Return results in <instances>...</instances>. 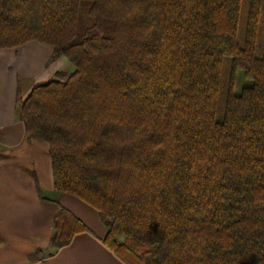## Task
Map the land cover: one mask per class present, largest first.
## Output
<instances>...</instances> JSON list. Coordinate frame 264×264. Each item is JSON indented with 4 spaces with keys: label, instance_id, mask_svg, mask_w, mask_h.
Listing matches in <instances>:
<instances>
[{
    "label": "trees",
    "instance_id": "16d2710c",
    "mask_svg": "<svg viewBox=\"0 0 264 264\" xmlns=\"http://www.w3.org/2000/svg\"><path fill=\"white\" fill-rule=\"evenodd\" d=\"M242 1L0 0V49L34 41L72 66L15 112L48 145L55 191L98 212L126 264H264L261 0L240 41ZM238 70L252 84L235 94ZM85 231L60 206L47 250Z\"/></svg>",
    "mask_w": 264,
    "mask_h": 264
},
{
    "label": "crops",
    "instance_id": "0c3cea01",
    "mask_svg": "<svg viewBox=\"0 0 264 264\" xmlns=\"http://www.w3.org/2000/svg\"><path fill=\"white\" fill-rule=\"evenodd\" d=\"M17 53L20 64L14 61ZM51 54L50 48L34 41L0 49V264H126L104 245L107 230L98 212L55 191L48 145L27 138L17 118L20 84L14 68L25 69L32 79L25 88L27 95L61 67L60 61L49 62ZM60 206L80 218L89 231L76 234L53 252L47 246Z\"/></svg>",
    "mask_w": 264,
    "mask_h": 264
},
{
    "label": "rangeland",
    "instance_id": "374dc122",
    "mask_svg": "<svg viewBox=\"0 0 264 264\" xmlns=\"http://www.w3.org/2000/svg\"><path fill=\"white\" fill-rule=\"evenodd\" d=\"M260 2H261L260 15H259L258 28H257V39L255 43V50H254V57L257 59L262 58L263 56V42H264V0H261ZM248 3H249V0L242 1V10H241L240 18H239V32H238V39L240 41H242L244 37L245 23H246V7ZM45 47L50 48L49 46H45ZM14 55L16 56L14 60L15 63L20 64L22 59L18 57V53ZM11 60H12V57L9 58V61ZM56 61L61 62L60 64L61 67L59 68V70L64 72L65 75H68L72 71L71 64L68 63L66 60L58 59ZM17 68L19 69V71ZM17 68H14V71L18 72L19 74V77L17 79L20 84V91L17 95V98L19 97L25 98L24 97L26 95V93H24L25 88L29 86V84H31L32 79L26 75L27 73L26 71H24L25 69L20 68V67H17ZM231 74H232L231 57L226 56L223 60L222 78H221V85H220V91H219V101H218V107H217L218 119H221L223 116L225 98H226V95L229 89L228 84H229V79H230ZM234 78H235V83L233 87V93L235 94H239L244 87L251 86L252 84L251 80L246 79L244 77L243 72L241 70H238L234 73Z\"/></svg>",
    "mask_w": 264,
    "mask_h": 264
}]
</instances>
